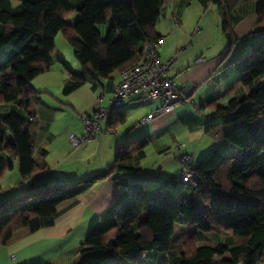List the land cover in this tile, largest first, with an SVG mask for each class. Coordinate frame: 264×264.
I'll list each match as a JSON object with an SVG mask.
<instances>
[{
	"label": "trees",
	"instance_id": "obj_1",
	"mask_svg": "<svg viewBox=\"0 0 264 264\" xmlns=\"http://www.w3.org/2000/svg\"><path fill=\"white\" fill-rule=\"evenodd\" d=\"M15 1L20 2L17 7ZM195 1L205 7L217 6L227 30L228 15L241 0ZM254 1L264 27V0ZM161 7L162 0H0V60L7 58L0 63V75L10 73L0 81V105L18 102L25 113H0V153L19 162L24 178L47 170L34 159L30 128L35 117L33 107L40 102L41 93L32 87V81L53 70L57 36L65 34L81 66L80 79L64 87L65 95H69L86 83L96 84L138 63L143 46L159 43L156 25ZM75 11L81 18L72 25L66 17ZM109 19L112 25L103 37L98 26ZM234 66L242 76L228 92L241 85L246 94L216 111L234 124L225 139L237 148L241 160L216 150L195 167L198 179L188 184V196H155L108 214L90 231L75 264H146L164 254L171 264L264 263V126L256 125L264 119V39ZM150 144L146 137L119 147L107 172L83 182L50 184L31 178L27 194L0 205V248L25 228L38 232L52 227L57 207L82 195L96 182L122 171L134 173ZM10 160L0 154V180L13 169ZM177 224L193 226L200 234H232L240 242L199 246L196 233L174 250ZM226 254L231 255L230 260H217Z\"/></svg>",
	"mask_w": 264,
	"mask_h": 264
},
{
	"label": "crops",
	"instance_id": "obj_2",
	"mask_svg": "<svg viewBox=\"0 0 264 264\" xmlns=\"http://www.w3.org/2000/svg\"><path fill=\"white\" fill-rule=\"evenodd\" d=\"M228 21L230 27L225 30L218 7L213 4L205 7L195 0H162L161 15L156 25V33L161 37L160 58L164 62L175 59L173 74L181 75L178 78L179 87L190 94L200 109H196L192 103H185L167 115L144 123L143 120L154 113L161 102L142 103L132 98L104 121L103 129L105 132L114 130L113 135L104 132L79 148L69 143V136L83 132L84 116L92 115L101 107H108L120 81V72L124 69L116 71L106 80L96 84L86 83L75 92L65 95L66 84L80 79L81 66L74 65L66 56L60 55L56 43L57 62L53 70L32 81V87L41 93L40 102L33 107L35 117L30 128L34 159L47 170L24 178L19 170V162L11 161L5 153H0L13 163V169L0 180L1 191L5 190L0 195V205L11 198L27 194L31 178L50 184L83 182L107 172L115 161L119 147L146 137L151 140V144L145 149V156L138 161L134 173L118 172L96 182L77 198L60 204L52 227L38 232L25 228L15 233L7 245L0 249V264H75L80 260L79 248L90 231L108 214L122 212L134 202L153 200L155 196L159 199L188 196L190 186L178 180L181 152L175 146L183 145V151H192L199 134L203 132V142L208 139L212 142L211 146L218 147L207 158L216 150L225 155H241L225 139L234 124L229 123L230 117L217 113L216 109L226 108L231 99L245 96L246 90L241 85L228 92L242 76L234 63L251 55L256 44L264 39V27L259 23L254 0H241L229 13ZM143 49L144 53L137 59L139 62L146 55V47L143 46ZM9 76L10 73L0 75L2 78ZM261 82L264 83V76ZM101 91L106 96L99 101ZM10 112L25 114L18 102L0 105V113ZM121 118L124 120L120 121ZM135 120H139L141 131L132 127L128 132L125 127ZM136 132L137 135L133 136ZM117 135H120V140L111 143V137L117 138ZM8 139L11 138L8 136ZM97 140H101V143ZM156 142L158 147H155ZM228 150L233 152H226ZM207 158L201 155L198 162L195 158V165L198 166ZM130 184L135 187H129ZM76 235L85 237L81 245L73 243ZM202 236L208 238L212 247L225 244L221 234ZM233 240L235 244L240 242ZM34 250L36 253L32 254ZM20 254L21 260L12 263L10 257H19ZM230 259V254L217 258ZM146 264H171V260L164 254Z\"/></svg>",
	"mask_w": 264,
	"mask_h": 264
},
{
	"label": "built area",
	"instance_id": "obj_3",
	"mask_svg": "<svg viewBox=\"0 0 264 264\" xmlns=\"http://www.w3.org/2000/svg\"><path fill=\"white\" fill-rule=\"evenodd\" d=\"M160 48L159 43H151L146 48V55L142 61L120 72V81L108 107H101L92 115L84 116L82 118L83 132L69 136V143L74 148H79L82 144L103 134L104 121L121 110L132 98L142 103L157 100L161 102V106L143 120L144 123L167 115L185 103H192L196 109H200V106L191 99L190 94L181 91L178 83L181 75L173 74L175 59L164 62L159 55ZM202 61L201 59L200 62ZM105 96V92L101 91L98 95L99 101H102ZM105 133L113 135L114 130L109 129ZM183 148V145L175 147L181 152V170L178 180L184 184H192L198 179L195 171V157L183 151ZM15 259V255H12L11 260Z\"/></svg>",
	"mask_w": 264,
	"mask_h": 264
},
{
	"label": "rangeland",
	"instance_id": "obj_4",
	"mask_svg": "<svg viewBox=\"0 0 264 264\" xmlns=\"http://www.w3.org/2000/svg\"><path fill=\"white\" fill-rule=\"evenodd\" d=\"M20 4V2L18 1H15V7H17L18 5ZM81 18V15L79 12L75 11V12H72L70 14L67 15L66 17V20L69 24H75L76 22H78V20H80ZM112 25V19H109L104 25H99L98 26V30L99 32L103 35V37H106L109 29L111 28L110 26ZM56 43H57V52L60 54V55H64L66 56V58L71 62L73 63L74 65H79V63H77V60L76 58L74 57V49L73 47L66 41L65 39V34H63V32H61L57 38H56ZM7 61V58L5 56L1 57V60H0V63L3 64L4 62ZM2 80V77H0V81ZM142 108V107H141ZM141 108H139L138 110H140ZM141 112V110H140ZM139 120H135V121H132L130 124H128V126H126L125 128L127 129V131L129 132L130 129L132 127L134 128H138V132L141 131V128L139 126ZM256 125L258 126V128H262L263 125H264V119H259L256 123ZM139 126V127H138ZM180 127V126H179ZM145 128L149 129L150 127L149 126H146ZM126 131V132H127ZM203 134L205 135V132H203ZM203 134H199V140L198 142L196 143V147H192V151H189V153L191 154H194L195 155V158H196V162H198L200 160V156H204V158H207L208 154L213 150V149H216L218 147H213L211 146L212 145V142H209L208 139L204 140L203 142ZM137 135V132L133 134V136H136ZM8 136L11 138V135L8 134ZM111 137V136H109ZM120 135H117V138H114L113 136L111 137V143H114L116 141H119L120 140ZM214 139L217 141L216 139V136H214ZM133 140V139H132ZM99 143H101V140H97ZM158 142V140H157ZM155 143V147H158V143ZM203 142V143H202ZM218 142V141H217ZM119 145L123 144V143H118ZM211 144V145H210ZM201 145V146H200ZM231 145V144H230ZM110 146H113L112 144ZM106 147H109V145H107ZM177 147V145L175 146ZM223 150L224 147H222ZM221 149V148H220ZM231 149H233V147H231ZM184 150V148H183ZM226 152H233V150L231 151H226ZM231 154V155H229ZM228 157H231V156H234V153H229ZM238 161L241 160V155L237 156L236 157ZM206 160V159H205ZM11 173V172H10ZM3 186V185H2ZM5 188V187H4ZM5 192L4 189H0V195L3 194ZM19 196V195H18ZM1 197V196H0ZM2 200V199H0ZM198 234L199 235V246H210L212 243L209 242L208 238H204L205 236H202L203 234H200V232H198V230L193 227V226H187V225H182V224H177L176 225V231H175V235L173 237V247H174V250H177L178 248H182V246H184L186 244V242L189 241V239L195 235V234ZM88 234V233H87ZM206 235V234H204ZM87 236V235H86ZM75 237V241L73 243H78L79 245H81V242L84 241V238L85 237H78L77 235L74 236ZM206 237H210V236H206ZM233 237L235 236H232V234H222L221 235V239L223 240V242H225V244H232L234 241H233ZM236 239V238H234ZM72 242V241H71ZM43 246H45V244H43ZM4 247V246H3ZM1 247V248H3ZM0 248V249H1ZM36 253V251L34 250L32 252V254ZM16 259L14 261L11 260V257H10V260L12 261V263H17L18 261L21 260L22 258V255L20 254L19 257L18 255H15ZM125 263V262H124ZM45 264H48V263H45Z\"/></svg>",
	"mask_w": 264,
	"mask_h": 264
}]
</instances>
